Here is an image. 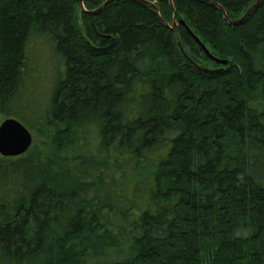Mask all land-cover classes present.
<instances>
[{
    "label": "trees",
    "instance_id": "trees-1",
    "mask_svg": "<svg viewBox=\"0 0 264 264\" xmlns=\"http://www.w3.org/2000/svg\"><path fill=\"white\" fill-rule=\"evenodd\" d=\"M80 1L0 0V264H264V0Z\"/></svg>",
    "mask_w": 264,
    "mask_h": 264
},
{
    "label": "water",
    "instance_id": "water-1",
    "mask_svg": "<svg viewBox=\"0 0 264 264\" xmlns=\"http://www.w3.org/2000/svg\"><path fill=\"white\" fill-rule=\"evenodd\" d=\"M258 2L259 0H257L248 12H250V10L253 9ZM248 12L246 14H248ZM225 19H227L231 24H238L241 22L243 17L238 20H230L225 14ZM181 22L183 21L181 20ZM175 24L177 23L175 22ZM194 38L211 59L224 65L228 63V60L214 56L196 35H194ZM195 66L208 72L215 71L202 68L197 64H195ZM33 140V134L28 127L22 121L14 117L5 118L0 124V154L3 156H18L27 152L31 147Z\"/></svg>",
    "mask_w": 264,
    "mask_h": 264
},
{
    "label": "rangeland",
    "instance_id": "rangeland-1",
    "mask_svg": "<svg viewBox=\"0 0 264 264\" xmlns=\"http://www.w3.org/2000/svg\"><path fill=\"white\" fill-rule=\"evenodd\" d=\"M80 7L82 8H85V5H84V3L82 2V0L80 1ZM171 3H172V1H171ZM173 7H174V4H171ZM225 14L227 15V13H226V11H224V17H225ZM177 14H176V11L174 10V14H173V22L171 21V22H168V24H169V26L174 30V29H176L177 28V24H175V22L177 23ZM228 17V16H227ZM176 25V26H175ZM178 43H179V46H180V48H181V50H182V52L188 57V55L186 54V52H185V49H184V47H183V45H182V43H181V40L178 38ZM42 49V48H41ZM44 58H46V59H48V62H50L51 63V61H52V65H53V61H54V64H55V62H56V57H55V55H54V53L52 52V49L51 50H46V52H45V56H44ZM204 65H207V66H205L206 67V69L207 68H210L209 70H211V69H214L215 68V64L213 63V62H207L206 61V63H204ZM198 66H199V64H198ZM201 67H203V65H200ZM41 87H43V85L41 86ZM251 105L252 106H254V107H256V108H258L260 111H262V112H264V100L262 99V98H257V99H254V100H252L251 101ZM15 108L17 109L18 108V105H15ZM14 108V109H15ZM14 115V117H16V118H18L20 121H22L24 124H26L27 126H29V124L26 122V120L24 119V118H22L21 116H18L17 114H13ZM5 117H7V115H5V114H3L1 111H0V124L2 123V121L5 119ZM30 127V126H29ZM31 132H32V134H33V139H35V138H37L36 137V135L34 134V132L31 130ZM26 175H27V173L24 171L23 172V180H24V178H26Z\"/></svg>",
    "mask_w": 264,
    "mask_h": 264
},
{
    "label": "bare ground",
    "instance_id": "bare-ground-1",
    "mask_svg": "<svg viewBox=\"0 0 264 264\" xmlns=\"http://www.w3.org/2000/svg\"><path fill=\"white\" fill-rule=\"evenodd\" d=\"M9 117H14V116H9ZM5 118H8V117H5ZM14 118H16V117H14ZM16 119H18V118H16ZM19 120V119H18Z\"/></svg>",
    "mask_w": 264,
    "mask_h": 264
},
{
    "label": "flooded vegetation",
    "instance_id": "flooded-vegetation-1",
    "mask_svg": "<svg viewBox=\"0 0 264 264\" xmlns=\"http://www.w3.org/2000/svg\"><path fill=\"white\" fill-rule=\"evenodd\" d=\"M7 157H15V156H7Z\"/></svg>",
    "mask_w": 264,
    "mask_h": 264
}]
</instances>
